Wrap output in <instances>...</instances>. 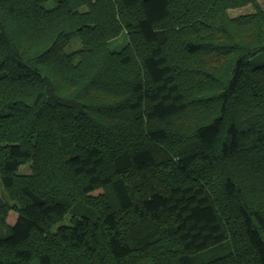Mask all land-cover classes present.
Returning <instances> with one entry per match:
<instances>
[{
  "label": "trees",
  "instance_id": "obj_1",
  "mask_svg": "<svg viewBox=\"0 0 264 264\" xmlns=\"http://www.w3.org/2000/svg\"><path fill=\"white\" fill-rule=\"evenodd\" d=\"M0 264H264V0H0Z\"/></svg>",
  "mask_w": 264,
  "mask_h": 264
},
{
  "label": "rangeland",
  "instance_id": "obj_2",
  "mask_svg": "<svg viewBox=\"0 0 264 264\" xmlns=\"http://www.w3.org/2000/svg\"><path fill=\"white\" fill-rule=\"evenodd\" d=\"M249 12H250V10L247 9V7H244V8L237 9L235 11H231L230 12V15L231 16H237V15L246 14V13H249ZM78 46L79 45H78L77 41L73 40L72 43H71V46H70L69 50H74ZM20 173L21 174L28 175L29 174V171L25 167V168H22L21 169ZM99 193H101V191H97L96 193H94V195L99 194ZM15 217H16V215L14 213L10 212L8 214L7 219H6V223L9 224V225L13 224V222L15 221Z\"/></svg>",
  "mask_w": 264,
  "mask_h": 264
}]
</instances>
